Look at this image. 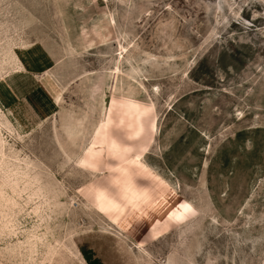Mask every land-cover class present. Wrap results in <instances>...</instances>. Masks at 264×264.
Wrapping results in <instances>:
<instances>
[{
    "label": "rangeland",
    "instance_id": "obj_1",
    "mask_svg": "<svg viewBox=\"0 0 264 264\" xmlns=\"http://www.w3.org/2000/svg\"><path fill=\"white\" fill-rule=\"evenodd\" d=\"M0 264H264V0H0Z\"/></svg>",
    "mask_w": 264,
    "mask_h": 264
},
{
    "label": "crops",
    "instance_id": "obj_2",
    "mask_svg": "<svg viewBox=\"0 0 264 264\" xmlns=\"http://www.w3.org/2000/svg\"><path fill=\"white\" fill-rule=\"evenodd\" d=\"M40 45L42 46V50H44L45 52V58H46V62L44 63V66L43 67H36V68H33V69H27L26 70V67L27 65L25 64L26 67H24L23 63V68L24 70L22 71L23 73H27V74H32V75H37V74H42V73H45L46 70H48L50 67V63L53 62V59L51 57V55L49 54V52L45 49V47L42 45V43H40ZM29 47L28 48H23L22 50H27L28 51ZM85 263H86V260L84 259Z\"/></svg>",
    "mask_w": 264,
    "mask_h": 264
}]
</instances>
